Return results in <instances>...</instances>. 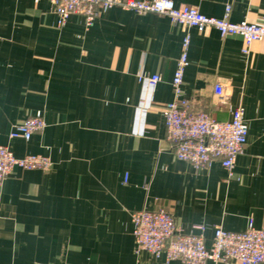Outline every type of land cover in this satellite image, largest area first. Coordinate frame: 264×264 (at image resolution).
<instances>
[{
  "label": "crops",
  "instance_id": "0c3cea01",
  "mask_svg": "<svg viewBox=\"0 0 264 264\" xmlns=\"http://www.w3.org/2000/svg\"><path fill=\"white\" fill-rule=\"evenodd\" d=\"M210 18L231 6L233 23L261 22L264 0H173ZM191 37L183 95L195 110L229 121L244 108L248 140L233 176L215 161L196 169L175 158L164 107L185 34ZM241 36L183 29L162 15L118 7L87 28L65 26L50 0H0V145L16 157L50 158L49 171L15 169L0 184V264H183L136 254L131 214H173L185 234L264 226V41L244 53ZM158 74L143 137L133 134L140 75ZM230 98L220 105L215 86ZM41 117L30 141L15 125Z\"/></svg>",
  "mask_w": 264,
  "mask_h": 264
},
{
  "label": "built area",
  "instance_id": "2783aa9c",
  "mask_svg": "<svg viewBox=\"0 0 264 264\" xmlns=\"http://www.w3.org/2000/svg\"><path fill=\"white\" fill-rule=\"evenodd\" d=\"M58 16L59 25L65 26L72 15L82 16L87 28L95 26L100 15L118 7L140 15L157 14L168 17L175 25L186 28L217 30L222 37L237 35L245 42L244 53L255 43L264 41V17L261 22L230 21L231 6H226L223 18H210L197 8L176 6L173 0H50ZM191 37L185 34L182 52L172 81L174 98L164 107L167 138L173 144L177 160L202 169L218 161L233 176L238 157L244 153L248 140V127L244 120V108L238 106L229 121H218L206 110H195L193 103L183 95L182 85L189 66ZM141 95L135 108L133 134L143 137L146 120L154 104V94L162 77L140 75ZM220 105L227 104L230 94L221 84L215 86ZM47 127L41 117L28 118L14 126L10 138L30 141ZM50 158L42 155H27L19 158L6 146L0 145V184L15 169L43 170L52 168ZM134 226L136 254L147 252L154 257H163L166 262L180 261L183 264H264V226L257 228L249 219L242 232H231L217 227L213 243L207 246L205 228L195 226L197 232L185 234L177 228L173 214L166 210H139L131 214Z\"/></svg>",
  "mask_w": 264,
  "mask_h": 264
}]
</instances>
